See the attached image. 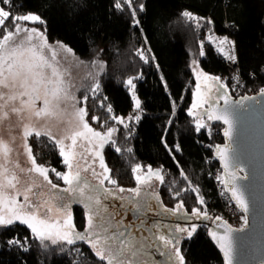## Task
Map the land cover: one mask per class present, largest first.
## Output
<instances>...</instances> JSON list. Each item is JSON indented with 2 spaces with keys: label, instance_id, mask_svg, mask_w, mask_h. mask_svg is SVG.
Here are the masks:
<instances>
[{
  "label": "trees",
  "instance_id": "trees-1",
  "mask_svg": "<svg viewBox=\"0 0 264 264\" xmlns=\"http://www.w3.org/2000/svg\"><path fill=\"white\" fill-rule=\"evenodd\" d=\"M133 6L137 8L138 25L133 23L127 7L123 11L114 8V0H12L4 5L12 15L38 13L44 23L33 25L41 27L49 40L62 42L86 62L104 63L101 94L96 100L90 96L88 101L87 120L94 129L103 131L91 117L103 120L108 115L99 107L103 96L108 97L105 104L112 105L115 115L125 117L132 113L134 102L124 82L139 76L135 83L141 98V119L114 138L121 148L119 153L115 146H106L104 150L105 161L120 186H136L132 168L137 164L161 168L165 177L159 190L162 210H174L185 197L182 209L185 214H191L194 206L207 212L213 206L220 208L218 189L209 175L217 170L223 175L220 161L214 159L217 146L225 142L223 126L211 121L217 133L214 129L194 131V117L188 112L198 81L191 63L196 60L205 73L222 80L228 72L227 58L208 37H228L236 46L243 80V90L233 98L253 96L247 94L248 90L263 92L264 0H134ZM184 11L202 18L200 26L183 17ZM6 26L10 27V22ZM229 27L235 32H230ZM201 41L204 57L198 55ZM140 49H144L147 63L138 54ZM226 91L232 96L230 87ZM29 143L38 164L67 171L49 138L31 137ZM181 171L187 179L181 176ZM189 187L199 188L204 205L198 204L195 193L174 196L176 190ZM133 212L128 213L129 218ZM73 217L77 230L83 231L86 209L76 204ZM208 232L206 226H198L191 240L182 241L186 264H224ZM13 238L20 240L23 247L7 243ZM24 247L28 250L24 251ZM72 247L81 248L89 259L82 262L81 257L70 251ZM64 249L62 252L59 245L50 243L43 247L31 236L30 229L18 222L0 227V264H102L82 242L75 246L65 244Z\"/></svg>",
  "mask_w": 264,
  "mask_h": 264
},
{
  "label": "snow or ice",
  "instance_id": "snow-or-ice-1",
  "mask_svg": "<svg viewBox=\"0 0 264 264\" xmlns=\"http://www.w3.org/2000/svg\"><path fill=\"white\" fill-rule=\"evenodd\" d=\"M9 2L10 0H3L5 4ZM133 3L134 0H114V8L123 11L127 7L133 23L138 25L139 21L135 19L137 8ZM139 9H143L142 4L139 5ZM182 15L194 21L197 27L200 26L202 18L189 11H184ZM6 22H10V27L6 26ZM37 23L41 25L44 23L38 13L12 15L10 11L0 8V32H3V35H0V227L7 228L17 222L26 225L31 236L43 247L47 248L48 243L59 245L62 252L65 250V244L75 246L82 242L90 247L102 264H153L154 254L167 256L171 264H186L181 241L191 240L197 233L198 226L194 221L201 218L211 219L207 210L202 211L201 208L194 206L191 214L185 216V225L177 226L171 234L161 233L158 222L146 219L145 212L152 208L149 200H159L158 193L150 191L153 187L150 182L155 177L160 183H164L163 169L154 170L147 166L146 171H143L141 165H135L132 172L135 174L136 187L126 189L118 184L104 157L106 146H115L116 152L121 151L113 138L118 129L110 125L109 121L128 128L126 120L139 122L141 116L136 114L124 118L115 115L112 105L105 104L108 97L103 96L99 101V107L105 109L108 115L103 120L93 115L92 122L99 124L103 131L94 129L86 119L89 115L88 93H91L93 98L101 94L102 85L98 77L104 72V63L93 62L92 67L96 71L89 70L85 76V79H90L92 83L86 93L77 99L70 91L72 85L64 78L60 61L57 59L59 52L55 50L72 53V49L59 42L54 49L48 43L44 31L28 26ZM208 39L217 44L216 50L229 61L237 62L236 46L228 37L209 36ZM138 54L141 59L148 62L143 52ZM198 55L201 57L206 55L203 41L200 43ZM193 64L196 65V61H193ZM193 71L198 82L195 85L196 99L188 115L194 117V131L200 132L205 129L206 125L203 122L205 119L222 120L228 126L224 135L231 138L233 122L228 109L220 111L216 107L220 100H224L225 104L228 102L226 84L219 76L200 71L198 65L193 67ZM137 79L139 76L130 77L124 85L132 93L135 109L140 110L141 101L136 96L137 85L134 82ZM233 79L238 80L239 74L234 75ZM38 102L41 105L39 107ZM78 104L82 106L77 107ZM12 116L17 117L22 129L23 154L30 164L27 168L21 167L18 161L12 159L14 151L12 143L15 137H11L10 140L3 137L4 121L10 120ZM45 117H58L61 123H64L67 117L69 127L64 134L54 135L50 128L38 127L39 120ZM41 136L49 138L54 143L62 163L67 168L66 172L62 173L55 168L37 163L28 140ZM175 148L179 150V145ZM127 151L130 152L131 149ZM216 153L224 162V172L230 177L217 179L224 189L231 193V199L241 209L247 211L248 204L244 193L234 183L237 179L236 173L229 171L227 148L217 146ZM50 171L67 187L60 188L58 184L53 183L49 178ZM85 174H90L95 183L89 181ZM37 175L48 186L47 199L42 198L45 195L43 192L45 184L37 183L35 178ZM181 176L187 179L183 171ZM107 185L113 187L109 188ZM199 191L198 187L178 189L174 196L181 197L185 192L195 193L198 204L204 205V197L199 195ZM125 192L129 195H117ZM113 198L130 205V210L134 209L137 215L129 218L127 212L117 211L109 203ZM185 199L179 200L172 211L182 210ZM71 202L82 204L87 210L86 226L83 231H78L77 225L73 222ZM120 207L123 208L124 204ZM53 210L56 216L52 215ZM215 220L219 222L220 217H215ZM223 227L225 228L223 235L213 231L211 236L223 250L227 264H232V229L226 224ZM24 239L27 240L28 237ZM7 243L21 245V241L15 238L8 240ZM27 250V247H24V251ZM70 251L81 257L82 262L89 259L79 247H72Z\"/></svg>",
  "mask_w": 264,
  "mask_h": 264
},
{
  "label": "water",
  "instance_id": "water-1",
  "mask_svg": "<svg viewBox=\"0 0 264 264\" xmlns=\"http://www.w3.org/2000/svg\"><path fill=\"white\" fill-rule=\"evenodd\" d=\"M221 94H223V90ZM227 101L225 104L224 100H220L216 107L220 111L228 109L229 117L233 122L232 135L231 138L225 136L224 131L228 126L222 120L215 121L223 126L221 132L225 142L219 147L228 150L229 171H235L237 179L234 183L244 193L245 201L248 204L247 211L239 207L247 222L239 228L232 227L221 219L217 222L216 220L211 221L212 218L208 220L201 218L194 222L208 228L209 238L219 250L224 264H227L224 252L212 238L211 232L215 231L218 235H223L225 233L223 225L225 224L232 229V264H264V91L238 100L227 94ZM215 157L220 161L225 179H230L224 172V162L220 160L216 151ZM37 183L44 182L37 180ZM43 192L45 195L42 198L47 199L48 186L46 184ZM227 193L231 197V193ZM117 195L128 196L129 194L125 192L117 193ZM109 203L116 206L124 204V207L131 208L124 201L117 199L109 201ZM149 203L152 208L147 212L157 213L162 208L160 196L158 201L151 199ZM76 204L79 203L71 202V209ZM53 214H55V210H53ZM169 223H165L163 226L166 227L170 225ZM160 226L162 225L160 224ZM177 226L179 224L170 229L168 234H171ZM152 259L153 264H158L154 256Z\"/></svg>",
  "mask_w": 264,
  "mask_h": 264
},
{
  "label": "rangeland",
  "instance_id": "rangeland-1",
  "mask_svg": "<svg viewBox=\"0 0 264 264\" xmlns=\"http://www.w3.org/2000/svg\"><path fill=\"white\" fill-rule=\"evenodd\" d=\"M0 8H3L4 10H6L4 5H0ZM30 13H34V12H30ZM24 23L27 24V22H24ZM28 26L29 27H36L37 29H40L41 31H44L41 27L40 28L37 27V25L28 24ZM46 37H47V35H46ZM47 40H48V43L50 45H52L54 49H55V46H56L57 42H59V41H57V42L51 41L48 38H47ZM59 43H62V42H59ZM63 45L66 46L67 48H70V47H68L65 44H63ZM55 50H57L59 52V55L57 56V59L60 61V67H61V71H62V73L64 75V78L72 85L70 91L77 97V99H79L82 96V94L86 93V90L89 88V85L92 83V81L90 79H85V76H86V74H87V72L89 70L96 71V69L92 67V64H93L94 61H91V62L90 61H88V62L84 61L76 53H74L73 50H72V53H65L62 50H58V49H55ZM139 52H143L144 53V49H142V50L140 49ZM81 61L83 63H80ZM193 61H196V60H193ZM193 61L191 63L192 70H193V67L198 65V69L200 71H203L200 68L199 63L196 61V65H194ZM86 65L88 67H85ZM101 74L98 77L99 79H100ZM194 74L196 76L195 72H194ZM135 91H136L137 98L140 99V101H141L139 93L137 92V90H135ZM88 94H89V96L92 97L91 93H88ZM99 96H96L95 98L92 97V98L96 100ZM131 96H132V93H131ZM195 99H196V96H195ZM195 99H194V102H195ZM133 102H134V100H133ZM69 103H71V101H69ZM37 106L38 107L41 106L40 102L37 103ZM79 106H82V105L78 104L77 107H79ZM62 107H64V106L62 105ZM205 107H207V106H205ZM133 108H134V110L129 115H133V116L136 115V114H139L140 116L142 115V110L141 109L140 110H136L135 109V103L133 104ZM69 111H71V109H69ZM128 116H125L124 118H127ZM67 119L68 118L66 117L65 118V122L61 123L60 119L58 117H45V118H42V119L39 120L38 127H47V128L51 129V131H52V133L54 135H62V134H64L66 129L69 127V125L66 122ZM86 119H87V117H86ZM126 122L129 124L128 128H125L123 125L115 123L113 121L110 122V125H112V126H114V127H116L118 129V131L116 133H114L113 138H115L117 135H119L122 131H129L130 128L133 126V124L136 121L135 120H131V121H127L126 120ZM203 122L206 125L205 129L212 130V129L215 128V127H213L211 121H207L205 119V121H203ZM217 131H218L217 129H214L215 133H217ZM13 136L15 137V140L12 143V147L14 148V151L12 153V159L14 161H18L20 163L21 167H25V168L30 167V164L27 162L26 156L23 154L22 129H21V127L18 124L17 117H15V116H12L10 120L4 121V126H3V137H4V139L5 140H10L11 137H13ZM28 143H29V140H28ZM146 169H147V167L142 166V170L143 171H146ZM162 174H163V172H162ZM85 175H87V178L90 181L95 183V180L92 178V176L90 174H85ZM35 178H36V180L43 182L42 178L39 177L38 175ZM49 178L53 181V183L58 184V186L60 188L67 187V185H65L62 180H58L56 178L55 173H54V176H52L51 171L49 172ZM44 183L46 184V182H44ZM150 183L153 186L152 189H150V191L154 190L156 193L159 194V192H160L159 190H160V187H161L162 183H160V181H158L155 177L152 178ZM107 187L112 188L113 186L112 185H107ZM124 188L128 189V188H134V187H124ZM71 211H72V215H73V208L71 209ZM56 215H57L56 213L53 214V216H56ZM73 222L75 223L74 217H73ZM197 226H199V225H197ZM183 240L184 239H182V241ZM182 241H181V244H182Z\"/></svg>",
  "mask_w": 264,
  "mask_h": 264
},
{
  "label": "built area",
  "instance_id": "built-area-1",
  "mask_svg": "<svg viewBox=\"0 0 264 264\" xmlns=\"http://www.w3.org/2000/svg\"><path fill=\"white\" fill-rule=\"evenodd\" d=\"M12 0H10L9 3H11ZM7 3V4H9ZM3 3V0H0V5H7ZM228 30L230 32H235V30L232 27H229ZM227 65H228V72L223 76L222 82L226 84L227 87H230V90L232 91V97L233 96H239L241 93V90H243V80L241 78L240 74V68L238 66V59L236 63H233L227 59ZM239 74V79L235 80L233 79V76L236 74ZM248 95H254L256 94L254 90H248ZM216 159V157H214ZM209 177H213L218 189V195H219V201H220V208L213 206L208 210L209 216H211L212 220H215V217L219 216L221 220H224L232 227H242L245 223L244 215L242 214L239 206L236 204V202L231 199L227 191L224 189V186L220 183V180L217 179V177L225 179V177L219 172L218 170L215 171L212 175L210 174Z\"/></svg>",
  "mask_w": 264,
  "mask_h": 264
},
{
  "label": "flooded vegetation",
  "instance_id": "flooded-vegetation-1",
  "mask_svg": "<svg viewBox=\"0 0 264 264\" xmlns=\"http://www.w3.org/2000/svg\"><path fill=\"white\" fill-rule=\"evenodd\" d=\"M114 199H111L110 201H112ZM114 208H116L117 211H121L123 212L124 210L127 211V213L132 212L134 209L129 210L130 207H123L121 209L120 204L118 206L113 205ZM133 216L137 215V213L133 212L131 214ZM189 215V214H185L184 211L179 210V211H164L162 209H160L159 212L154 213L153 212H145V217L146 219H148L150 222H158L159 224H161L162 226H160L159 231L163 234H168V232L170 231V229L174 228L175 225H185V216ZM130 217V218H131ZM171 225L168 226H163L165 223H168ZM192 221H189V223H191ZM169 228V229H168ZM163 250V249H161ZM170 251V249H169ZM156 258V261L158 262V264H171V262L168 260L167 256H162L159 254H154L153 255ZM174 259V257H173Z\"/></svg>",
  "mask_w": 264,
  "mask_h": 264
}]
</instances>
